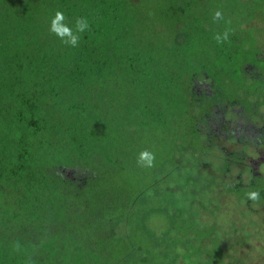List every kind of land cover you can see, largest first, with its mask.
Instances as JSON below:
<instances>
[{
    "label": "trees",
    "instance_id": "obj_1",
    "mask_svg": "<svg viewBox=\"0 0 264 264\" xmlns=\"http://www.w3.org/2000/svg\"><path fill=\"white\" fill-rule=\"evenodd\" d=\"M241 2L250 17L259 6L264 14V0ZM239 4L0 0V264H184L195 253L200 254L197 262L207 264L201 256H210L208 245L199 240L214 236L216 225L201 223L198 215L207 208L181 204L185 198L196 200L190 184L202 181L205 173L175 175L190 159L184 160L186 145L169 136L177 126L174 116L193 102L201 107L195 131L214 150L221 151L227 138L216 141L212 129L231 108L241 105L258 127L264 42L253 50L245 46L248 34L233 19ZM56 10L69 25L77 17L89 20L90 31L79 47H67L49 34ZM217 10L223 21L213 20ZM255 21L250 18L247 26ZM225 28L231 29L229 41L217 44L213 37ZM197 42L209 56L201 63L207 74H190L194 66L185 55ZM250 51L255 55L242 63L243 69L227 67ZM220 68L237 77L226 84ZM204 81L210 91H197L195 85ZM146 130L166 135L157 141L163 145L162 162L157 158L141 176L137 154L151 145L136 137ZM255 131L256 139H245L244 154L221 155L228 163L222 182L233 167L247 165L249 147L259 154L264 136ZM228 138L239 141L233 134ZM250 170L253 181L226 189L237 192L251 212L260 205L264 222V173L253 165ZM127 171L133 173L128 185L117 180ZM136 176L155 179L134 190L130 183ZM250 190L260 192L258 202L246 198ZM201 202L206 206L204 198ZM157 213L167 214L172 225L154 229L150 220Z\"/></svg>",
    "mask_w": 264,
    "mask_h": 264
},
{
    "label": "rangeland",
    "instance_id": "obj_2",
    "mask_svg": "<svg viewBox=\"0 0 264 264\" xmlns=\"http://www.w3.org/2000/svg\"><path fill=\"white\" fill-rule=\"evenodd\" d=\"M234 1H240L241 5L239 4V9H236L237 11L233 19H237V22H240L243 29L246 30L245 35L248 34V40L245 46L248 49L251 48L253 50V47L256 48L264 42L263 11H261L260 6L256 7L254 10V17H250L249 10L244 6L241 0ZM250 18L252 20L255 19L256 21L255 24L249 28L247 23ZM161 27L167 30L169 28L164 25ZM248 31L249 33H247ZM161 34L164 35L165 32H161ZM204 47V45L201 47L197 42L196 45L193 44L187 50L188 54L185 56L191 58L190 61L193 64L192 66H194V69H192L194 71L190 70V74L199 73V71L207 74V72L210 71L204 68L201 64L202 62H206V59L209 57L207 56V50ZM250 54L249 57H247L246 54L245 56L241 55L239 58L234 59L230 64H227V67L230 66L231 69H243L244 66L242 65L244 64L242 63L246 62V60L249 61L253 59L255 52L252 51ZM215 64H212V66ZM239 65L241 66L239 67ZM217 71H220V73L223 74L226 84L232 83V78L237 77V74H234L235 72L229 76L228 72L222 68ZM240 76L243 77V75ZM195 86L197 87V91H201V89L204 88H207L210 91L211 88L210 83L206 81L197 83ZM193 104L192 108L187 107V109L184 110V113L186 111L187 114L181 112L182 114H176L177 118L174 116L173 122L175 121L177 126L169 137L179 144L186 145L187 149L184 152V160L188 161L190 159V162L183 167L184 169L180 168L178 171L176 170L177 172L175 175H184L186 171L189 172L191 177L196 176L199 171L205 173L202 181L190 184V188L196 189V200L191 201V199L185 198L181 203L182 206H194L195 209L207 208L201 210L198 215L201 217V223L204 226L210 224L216 225L215 227L217 229H214V231L217 233L214 236H206L204 239L199 240V242L201 241L208 245L206 250H208L210 254V256H208L207 253L202 255L201 260H205L207 264H264V222L262 220L263 213L260 210V205L254 204L258 211L251 212L247 210L248 208L245 203L240 202L241 198L237 192L228 191L226 189L229 184L241 183L242 180H244L246 184L253 181L255 173H252V170H250L252 165L256 167V170L263 171L264 173V165L262 166V164H264V146L260 149L259 154L257 155L254 154L255 149L252 146L249 147V152L254 156L247 153L249 157H246V163L244 164H247L250 167L247 165L233 167L224 182H222L220 176L221 170L228 165L222 157L224 154H229L230 156H235L240 153L244 154L245 139L247 137H249L247 139L253 137L256 139L258 136L255 129L259 131L260 136H264V104L260 106L258 115L256 116L258 127L255 126L249 117L245 116L241 105L236 106V108H231L228 115H222L216 120V125L212 129V134H215L217 137L215 140H219L220 136L227 138L225 139L226 144L221 145V151L218 149L214 150L211 144H206L205 141H202L200 136H198V132L195 131V128L200 123L197 114L201 113V107L195 104V102H193ZM135 125L138 126V123ZM244 128L248 131L244 130ZM155 133V131H140V133L137 134L136 139L139 143L151 145L150 151L155 154L158 161L162 162L160 156L164 151L163 145L157 141H161L159 139L164 140L163 136L166 135V131L162 130L156 134ZM232 134L239 137L237 143L232 142L228 138ZM174 153L175 156L179 157V150H176ZM192 158L194 159V162L191 160ZM243 168H245V171H242ZM144 170H148V168H143L142 172H140L141 176ZM131 176L133 177V173H128L127 171L125 174L119 175L117 180H122L121 182H125V184L128 185V179H130ZM154 179L155 178L152 176H147V178L141 180L139 176H136V179H132L130 184L134 190H137L139 187H144L148 182L153 181ZM203 198L206 206L201 205V203H203L201 202ZM209 206L211 209L208 208ZM171 223L172 220L168 218L167 214L163 213H157V215L150 220V224L154 229L170 227L172 225ZM248 230H250V232H248ZM176 231V228H174L173 234H177ZM217 235L218 237H216ZM195 242L197 243L196 240ZM178 246L180 251L185 250V246L182 243ZM199 257L200 254L195 253L191 259L184 258V264H200L197 262Z\"/></svg>",
    "mask_w": 264,
    "mask_h": 264
},
{
    "label": "clouds",
    "instance_id": "obj_3",
    "mask_svg": "<svg viewBox=\"0 0 264 264\" xmlns=\"http://www.w3.org/2000/svg\"><path fill=\"white\" fill-rule=\"evenodd\" d=\"M65 14L56 10L49 23V34L55 36L63 45L76 48L79 47L82 35L90 31V23L87 17H77L72 25L66 22ZM213 20L216 22L223 21L224 16L220 10L213 14ZM226 24H231V21H225ZM231 29L225 28L223 32L216 33L213 39L217 44H223L229 41ZM155 154L148 149H142L137 154V166L142 168H151L155 165ZM248 200L258 202L260 200V192L258 190H250L245 193Z\"/></svg>",
    "mask_w": 264,
    "mask_h": 264
}]
</instances>
